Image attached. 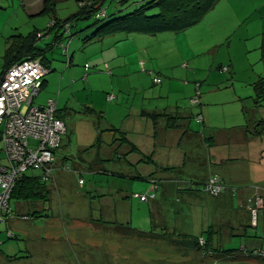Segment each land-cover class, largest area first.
I'll return each mask as SVG.
<instances>
[{
	"label": "crops",
	"instance_id": "0c3cea01",
	"mask_svg": "<svg viewBox=\"0 0 264 264\" xmlns=\"http://www.w3.org/2000/svg\"><path fill=\"white\" fill-rule=\"evenodd\" d=\"M47 5L50 6L49 2L44 4L42 0V7L37 12L40 13ZM35 11L32 14L37 13ZM47 26L44 28L46 34L33 30L37 32L33 47L38 50L48 47L49 51L57 41L66 42L63 40L64 34L57 38L62 34L61 29L54 26L48 29ZM90 26L86 23L84 29ZM50 32L52 43L41 45L38 42L42 37L40 34L49 36ZM181 32H192L201 37L190 42L197 51L186 55V61L196 68L187 67L186 64L183 68L200 73L205 69L199 64H204L209 58L208 54L213 53L208 70L218 63L216 70L220 73L213 72V75L217 80L224 77L213 85L218 86L225 81L230 84L232 93L224 97L204 98L202 94L201 108L197 111L191 104L183 102L185 87L189 85L187 79L174 80L170 77L158 90L146 92L141 88L140 91L148 93L144 96L143 106L133 105L131 117L128 119L130 115L124 114L125 121L121 126L106 127L109 132L107 137L102 132L105 129L99 127L103 120L102 112L85 109V117L93 119L94 127L89 119L82 121L83 136L92 132L90 140L78 147H84L92 140V146L101 141L114 147L112 151L103 155L98 152L96 155L98 162L106 161L112 164L111 168L87 164L75 148H69L68 117L58 109L55 101L56 114L64 121L66 133L55 152L52 178L43 183V201H14L17 212L24 214V211L31 210V218L42 222L48 229L60 223L65 231L71 233L80 252H87L89 246H100L103 253L112 256V264H123L114 258V252L124 249L125 254L129 255L137 240H140L139 246L151 245L159 254L177 256L179 261L166 264H231L232 259L238 260L239 264H249L248 260L257 257L249 258L248 255L236 253L234 250L237 248L232 247L231 243L227 248L228 244L223 243L222 238L226 241L237 240L239 245L246 243L243 247L249 250L254 247L264 250V241H261L264 238V215L259 209L254 210L257 214L250 212L249 207L253 197L264 203V107L253 103V83L264 78V0H217L198 23ZM178 33L164 32L156 36L116 33L91 40L112 39L113 42L116 39V58L124 54V44H132L146 58L145 65L148 62L153 64L155 57L159 58L163 52L169 54V42ZM17 34L26 35L18 32L9 34L5 40L6 48L9 37ZM205 37L208 38L206 44L203 43ZM233 37L243 42L244 56L231 53L230 41ZM91 40L86 38L84 42ZM224 45L227 56L222 62H216L217 51ZM46 53L36 57H40L42 64L50 69ZM178 53L182 56L180 50ZM224 63L228 67L225 71L222 70ZM114 66L118 78L132 74L120 61L115 62ZM87 72L84 71L86 79ZM44 79L41 89L46 84ZM169 95L173 98L169 99ZM153 98L156 101L150 104ZM223 103H231V108L210 111L211 106H221ZM192 110L202 114L203 123H199L200 126L192 121L195 113ZM260 121L262 123L259 124ZM68 161L69 168L64 170L62 166ZM121 161L129 168H120ZM65 171L77 176L79 187L84 188L87 194L80 195L75 204L70 201L55 206L52 194L59 196L57 188L66 181ZM211 175H217L234 191L227 190L218 196H210L199 190H184L177 184L181 180H188L199 186ZM145 192L154 193V198L141 201L139 195ZM97 227L100 232L98 246L89 244L93 235L88 231V228L92 231ZM205 232L212 250L202 257L192 248L191 238ZM56 246H51L52 253L60 254L57 242ZM158 261L153 262L165 263L162 259ZM260 264H264V260Z\"/></svg>",
	"mask_w": 264,
	"mask_h": 264
},
{
	"label": "rangeland",
	"instance_id": "374dc122",
	"mask_svg": "<svg viewBox=\"0 0 264 264\" xmlns=\"http://www.w3.org/2000/svg\"><path fill=\"white\" fill-rule=\"evenodd\" d=\"M54 1L45 11L39 13L37 10L42 7V0H0V65H2L3 52L6 48L5 40L9 34L13 32L27 34L33 30L44 33V28L48 24H51L55 20L63 21L64 19H69L75 14L78 11L79 2L82 0ZM116 1L105 0L100 10L105 11V14L108 15L119 8L121 9V13H125L127 10L130 11L138 8L145 2V0H125L123 3H117ZM34 11L37 13L32 14ZM105 14L101 17H105ZM108 18L86 29H84V26L86 23L88 25L92 24L95 19L94 17L87 20L78 19L75 23L71 24V36L66 38V35L63 36V40L69 41L67 54L65 55L63 49H60L61 43L59 41L55 43L54 47L52 46L51 50L47 51L46 58L50 60L52 72L45 75L44 80H46V84L33 101L34 106H42L49 98L55 100L58 109L68 117L69 148H75L82 160L87 164L99 165L105 168H111L112 164L106 161L103 163L98 162L96 155L98 152L100 155H103L107 151H112L114 147L104 145L101 141L99 144L92 146L94 140L84 147H78L86 144L91 138L92 130L85 136L81 132L82 121L89 119L85 117V109L93 108L97 112H102L103 120L100 121V129L110 126L117 128L124 123V114L128 113L130 115L128 119L131 117L133 105L143 106L144 96H147L148 93L140 91L141 88L146 92L158 90L170 77L174 80H184L185 77L189 82V85L185 87L184 96L186 97H183V102L185 101L184 103L188 105L190 104L188 100L195 95L197 85H199L200 101L202 100V94L204 98L205 96L224 97L232 93L230 84L225 81L218 86L213 85L224 78L222 77L220 80H217L213 75V72H218L216 70L218 63H215L213 68L208 70L213 53L208 54L209 58H207L204 64H199L205 69L204 71L199 73L192 69L183 68V66L186 67L185 64L187 67L190 65L191 68H196L195 65L186 61V55L197 51V49L191 46L190 42L201 39L199 35L192 34V32H179L176 38L169 42V54L163 52L159 58L155 57L153 64H149L148 62L145 65L144 61L147 62L146 58L132 44H124V54L116 58L117 51L114 46L116 39L113 42L112 39L84 42L86 38L91 36L96 26L104 23ZM203 35L205 36V34ZM38 42L45 46L51 44V32L49 36L45 35L38 39ZM230 42L231 53L237 56H244L242 50L243 42L236 37H233ZM103 43H106L105 47L100 49ZM203 43H208L207 37L203 39ZM179 50L182 52V56L178 53ZM171 52L175 56H172ZM227 53L226 45L218 49L216 62H222ZM117 61L125 64L132 74L118 78V71L114 66V63ZM85 64L88 65L89 70L87 72V79V75L83 77V66ZM222 67L228 68L225 63ZM143 69L146 71H142ZM210 72L212 73L209 75ZM238 74H241V72L238 71ZM153 77L160 78L161 81L155 84L152 80ZM172 98L169 95V99ZM148 100H145V103ZM155 101V98L151 99L150 104H154ZM231 105V103H223L221 106L215 104L211 106L210 111L216 110V112H219L220 109L227 110L231 108ZM192 106L197 111L201 108V104ZM195 114L196 112L193 114L192 121L199 124L196 121ZM89 120L93 126V119ZM102 132L105 137L108 136L107 133L109 132L106 129ZM99 146L100 149L98 150ZM116 155H118L117 152ZM68 164H70L69 161ZM119 165L122 169L129 168L124 161H121ZM65 172L66 181L64 184L61 183L60 187L57 188L60 192L59 196L56 193L52 194L55 206H60L70 201L75 204L79 200L78 197L80 195L87 194L84 188L79 187L77 176L71 171ZM83 176L90 178L86 174H83ZM258 203L256 197L250 199V212L253 211L254 214H257L254 210L259 209L264 215V208H257ZM9 204L12 212L10 216L0 222V264H112L110 260L112 256L103 253L100 246L94 248L89 246L87 252H80L74 244V239L71 238V233L65 231L66 229L60 223L48 229L42 222L31 218V210L24 211V214L28 216L25 219L23 218L24 214L14 209L15 203L13 200H10ZM262 204L264 205V203ZM90 229L88 228V231L93 236L90 237L89 244L100 245L98 227L92 228V231ZM8 234L15 235V237L9 238ZM222 239L223 243L228 244L226 245L227 248L229 243H231L232 247L237 248L234 251L240 255H248L249 258L257 256L254 260H248L249 264H260L264 260V258L257 254L256 247L249 250L243 247L246 243L239 245L236 243L237 240L226 241L225 238ZM261 241H264V238ZM56 242L60 254H57V252L52 253L53 249H51V246L57 247ZM139 242L140 240L136 241V246L130 249L129 255L125 254L126 250L123 249L114 252V258L123 262V264H155L154 262H159L158 260L160 259L165 261L164 264L168 262L174 263L175 260L179 261L177 256L159 254L155 247L151 245L145 247L139 246ZM164 256L167 257L164 258ZM133 257H135V261L132 260ZM231 264L239 263L238 260L232 259Z\"/></svg>",
	"mask_w": 264,
	"mask_h": 264
},
{
	"label": "built area",
	"instance_id": "2783aa9c",
	"mask_svg": "<svg viewBox=\"0 0 264 264\" xmlns=\"http://www.w3.org/2000/svg\"><path fill=\"white\" fill-rule=\"evenodd\" d=\"M103 14L104 11L99 10L95 18H100ZM60 24L62 32L69 34L70 23ZM60 43V49H63L66 55L68 42ZM87 70L88 65L85 64V73ZM49 72L50 69L42 64L41 58L33 56H26L12 63L4 71L0 68V222L12 212L9 204L11 193L23 174L36 172L43 182L50 180L53 175L55 152L61 145L66 126L57 116L56 103L52 98L47 99L42 106L33 105V99L41 89L42 80ZM153 81L157 82L158 79ZM199 96L197 85L190 103L199 105ZM196 121H202L200 115L196 116ZM62 168L67 170L68 162H65ZM79 183H82V180H79ZM177 184L180 188H195V184L188 180H181ZM153 188L155 189L156 185ZM227 190L234 191V188L225 185L217 175H211L201 185V191L210 196H218ZM154 196L152 192H145L139 195V199L145 201ZM258 206L260 209L264 208L261 200ZM23 218L27 219V216ZM204 242V238L198 239L200 245ZM256 251L264 257V250L256 248ZM209 254L210 251L206 248L201 253L202 256Z\"/></svg>",
	"mask_w": 264,
	"mask_h": 264
},
{
	"label": "trees",
	"instance_id": "16d2710c",
	"mask_svg": "<svg viewBox=\"0 0 264 264\" xmlns=\"http://www.w3.org/2000/svg\"><path fill=\"white\" fill-rule=\"evenodd\" d=\"M104 1L105 0H82L81 2H79L78 11L73 14L69 19H64L63 21L55 20L53 21L51 26L47 27L49 29L50 27L54 26L59 29L61 28L60 23L69 22L71 19V21L69 22L71 30V24L74 23V21H76L77 19L87 20L91 17L95 18V14L103 6ZM124 1L125 0H121V2H119L123 3ZM216 1L217 0H145V2L141 4L138 8L132 9L130 11L127 10L125 13H121L120 9L119 11H114L111 14H105V17L95 18L93 23L91 24L92 26L99 24L101 21H104L110 16L107 21L100 24L94 30L88 40H91L94 37L102 38L116 33H124L125 35H128L130 33H137L145 34L148 36H156L164 32H181L186 28L198 23L206 14V12L209 11L211 7L216 3ZM48 2L50 5L53 4V2L55 1L44 0V3ZM47 8L48 5L45 6L42 11H45ZM104 13L106 12L104 11ZM48 29H46V31H48ZM63 34L66 35V37L71 36V31L69 34L62 32V34L60 33L57 38H60ZM36 35L37 32L32 31L26 35L17 34L10 36L8 47L6 48L3 54V61L2 65L0 66L1 70L4 71L12 63L19 61L26 56H42L43 52L48 51V47H45L44 50H38L33 47V44L37 38ZM41 36L43 35L40 34V37ZM262 36L264 40V32ZM67 42L69 44V41ZM42 61H44V59H42ZM155 78L156 77H153L152 80ZM157 79V82L153 81L155 84H158L161 81L160 78ZM253 93V103L258 107H264V78H260L259 80L253 83ZM195 115H200L202 117L201 113ZM198 123L202 124L203 120ZM258 123L260 124L262 123V121ZM30 173L33 174L25 173L20 179H18L12 190L10 200H44L45 196L43 195V183L45 182L40 180L36 172L30 171ZM205 181L199 183V186H196L195 184V188L193 189L184 188V190L201 191V185ZM12 237H15V235ZM201 237L204 238L205 241L203 245H200L198 243V239ZM191 240H193L192 248H194L199 255H201L203 249L205 250V248L206 250H212L206 232L198 237L191 238Z\"/></svg>",
	"mask_w": 264,
	"mask_h": 264
}]
</instances>
